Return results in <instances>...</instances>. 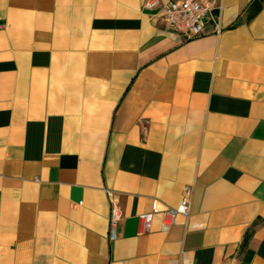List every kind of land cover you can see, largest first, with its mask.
<instances>
[{"label":"crops","instance_id":"crops-1","mask_svg":"<svg viewBox=\"0 0 264 264\" xmlns=\"http://www.w3.org/2000/svg\"><path fill=\"white\" fill-rule=\"evenodd\" d=\"M142 2L0 0V264H264V0Z\"/></svg>","mask_w":264,"mask_h":264},{"label":"built area","instance_id":"built-area-1","mask_svg":"<svg viewBox=\"0 0 264 264\" xmlns=\"http://www.w3.org/2000/svg\"><path fill=\"white\" fill-rule=\"evenodd\" d=\"M215 0H143L144 7L160 10V20L165 27L173 29L175 32L186 38L200 37L205 34L206 21L214 20L212 10ZM221 27L216 20L213 26V33L220 32ZM105 193L109 198V215H108V232L109 241L116 238V227L122 217L118 200L112 190L106 189ZM190 190L185 192L179 202V206H165L149 213H141L138 215L141 232H147L152 224V217L155 213L161 215L160 230L166 232L175 223L177 215H188Z\"/></svg>","mask_w":264,"mask_h":264}]
</instances>
